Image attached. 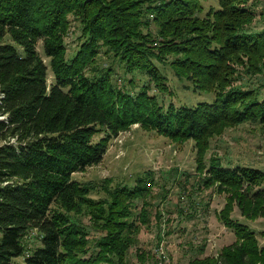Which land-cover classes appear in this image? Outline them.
I'll list each match as a JSON object with an SVG mask.
<instances>
[{
	"label": "trees",
	"instance_id": "trees-1",
	"mask_svg": "<svg viewBox=\"0 0 264 264\" xmlns=\"http://www.w3.org/2000/svg\"><path fill=\"white\" fill-rule=\"evenodd\" d=\"M256 2L264 0H217L207 8L202 0H0V264H120L139 223L149 222L154 179L116 189L107 204L72 175L100 162L109 139L133 124L193 139L197 170L207 173L201 184L229 196L220 217L240 243L187 264H264L254 232L227 219L233 203L264 214V172L216 156L202 165L208 139L225 126H264V83L249 79L264 73V25L255 26L264 5ZM73 22L81 40L68 56ZM100 51L147 83L134 91L113 83L112 64L97 65ZM169 56L186 87L210 100L165 105L151 93V83L170 92L156 63ZM242 74L247 80L235 83ZM87 216L103 231L93 246ZM153 216L162 219L155 204ZM31 232L35 246L26 240Z\"/></svg>",
	"mask_w": 264,
	"mask_h": 264
},
{
	"label": "rangeland",
	"instance_id": "rangeland-1",
	"mask_svg": "<svg viewBox=\"0 0 264 264\" xmlns=\"http://www.w3.org/2000/svg\"><path fill=\"white\" fill-rule=\"evenodd\" d=\"M216 1L202 0L206 8L210 4L215 5ZM255 4L261 8L264 2ZM256 20L255 26L264 25L262 18L257 17ZM79 35V26L77 22H73L65 37L68 56L78 48L81 40ZM39 53L44 55L41 45ZM172 58L169 56L164 62L156 61L166 75L170 92L160 93L151 83V93L156 94L165 105L172 101L176 105L190 106L200 100H210L209 94L194 93L186 87L188 82L179 78L169 64ZM96 62L98 66L112 64L114 70L111 79L116 85L134 91L147 83L145 75L139 71L126 72L118 61H114L112 56L103 51L98 54ZM48 72V81H51L49 66ZM240 76L241 79L235 83L247 80L246 75ZM249 79L256 84L264 83V73ZM99 136L101 134L95 135L94 139ZM196 153L193 139L171 138L154 129L133 124L109 139L100 162L73 173L72 178L90 190L91 198L107 204L112 201L116 189L132 187L141 178L142 183L147 178L154 179L150 186L151 196L146 199L158 205L162 211V219L156 222L153 216L154 204L150 205L149 222L139 223L134 243L119 260L116 258L120 264H187L193 258H217L226 247H235L240 243L233 229L220 217V210L229 196L226 192L216 191V184L208 187L201 184V178L207 173L205 169L197 170L199 161ZM211 156L218 157L224 165H250L264 172V126L251 122L225 126L221 132L208 139L202 165L207 166ZM261 188H264V181ZM140 199L134 201L135 212L137 206L141 205ZM107 204H104L105 208ZM243 210L233 203L227 219L246 224L248 230L254 232L257 246L261 248L264 246V214L255 216L248 209ZM82 220L89 231L90 246H93V240L102 235L103 231L92 227L88 216ZM35 236V232L26 235V240L32 246L38 244ZM137 248L140 250H136ZM140 253L142 257L139 258Z\"/></svg>",
	"mask_w": 264,
	"mask_h": 264
},
{
	"label": "built area",
	"instance_id": "built-area-1",
	"mask_svg": "<svg viewBox=\"0 0 264 264\" xmlns=\"http://www.w3.org/2000/svg\"><path fill=\"white\" fill-rule=\"evenodd\" d=\"M3 118V115H0V119H2Z\"/></svg>",
	"mask_w": 264,
	"mask_h": 264
}]
</instances>
